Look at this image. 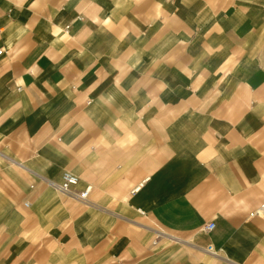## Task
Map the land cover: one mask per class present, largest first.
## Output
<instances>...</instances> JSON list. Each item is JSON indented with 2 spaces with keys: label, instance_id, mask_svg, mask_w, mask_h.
Segmentation results:
<instances>
[{
  "label": "crops",
  "instance_id": "1",
  "mask_svg": "<svg viewBox=\"0 0 264 264\" xmlns=\"http://www.w3.org/2000/svg\"><path fill=\"white\" fill-rule=\"evenodd\" d=\"M0 51V264H264V0H0Z\"/></svg>",
  "mask_w": 264,
  "mask_h": 264
},
{
  "label": "built area",
  "instance_id": "2",
  "mask_svg": "<svg viewBox=\"0 0 264 264\" xmlns=\"http://www.w3.org/2000/svg\"><path fill=\"white\" fill-rule=\"evenodd\" d=\"M1 53V51H0ZM49 184L59 191L65 197L85 204L89 201L88 197L91 191V185L79 187V178L69 171H63L60 175V180L50 181ZM251 217H260L264 219V202L258 205L251 213ZM214 228V223L209 222L203 227L204 232H210Z\"/></svg>",
  "mask_w": 264,
  "mask_h": 264
},
{
  "label": "rangeland",
  "instance_id": "3",
  "mask_svg": "<svg viewBox=\"0 0 264 264\" xmlns=\"http://www.w3.org/2000/svg\"><path fill=\"white\" fill-rule=\"evenodd\" d=\"M54 188V187H53ZM55 189V188H54ZM59 192V191H58ZM61 194V193H60ZM62 196H64V195H62ZM65 197V196H64ZM67 198V197H66ZM90 201V200H89ZM89 201L87 202V203H85V204H88L89 203ZM81 204V203H80Z\"/></svg>",
  "mask_w": 264,
  "mask_h": 264
},
{
  "label": "bare ground",
  "instance_id": "4",
  "mask_svg": "<svg viewBox=\"0 0 264 264\" xmlns=\"http://www.w3.org/2000/svg\"><path fill=\"white\" fill-rule=\"evenodd\" d=\"M60 193V192H59Z\"/></svg>",
  "mask_w": 264,
  "mask_h": 264
}]
</instances>
